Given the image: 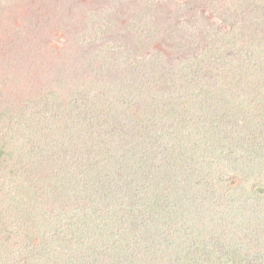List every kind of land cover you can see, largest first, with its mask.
I'll return each mask as SVG.
<instances>
[{
	"label": "rangeland",
	"instance_id": "1",
	"mask_svg": "<svg viewBox=\"0 0 264 264\" xmlns=\"http://www.w3.org/2000/svg\"><path fill=\"white\" fill-rule=\"evenodd\" d=\"M229 7L228 0H0V264H61L54 257L45 260V253L38 247L32 249L26 244L25 240L32 246L43 244L45 234L41 228L31 234L28 230L33 228L13 229L14 222L30 209L22 203L20 211L14 213L17 205L14 191L21 183L26 187L35 185L30 169L44 165L50 147L65 150L67 142L81 133H89L99 142L100 152H95V155H99L98 160L102 163L114 156L110 153L111 148L125 146L129 156L145 150L138 156L148 164L149 156H160L166 150L175 149H164L171 145L175 137L181 140L186 137L181 133V126L184 122H192L190 113L196 109L178 107L175 103L180 101V95L165 96L163 91L169 93L168 87L171 88L169 85L175 82L173 79L178 75L176 70L180 68L181 61H187L185 54H204V58H200L203 67L208 64L207 56L214 63L217 52H205L199 47L211 43L214 36L220 37L221 32L216 27L223 23L221 16ZM252 16L256 18V15ZM182 26L198 31L189 34ZM260 27V31H264V22ZM256 39L258 42V35ZM231 47L228 45V48ZM122 55L126 57L125 63L119 59ZM135 58L138 61L135 71L141 62L148 65L157 62L154 68L155 71L161 70L160 73L153 77L154 80H143L136 75L123 79L124 75H128L124 68ZM210 65L206 72L199 74L201 77L207 72L211 76ZM88 71L93 73L90 75ZM76 73V82L91 87L92 91H82L80 86L76 96L70 97L69 92L74 88L71 80ZM150 74L146 72L147 76ZM100 87H103L102 92H97ZM51 90L54 91V98L59 94L67 103L62 115L57 117L53 114L57 122L64 121L67 125L60 127L65 131L63 148L53 147L50 142L44 143L43 134L33 129L36 126L32 119L35 116L33 109L39 108L34 109L35 113H45L48 103L44 98L54 101L48 96ZM125 90L131 91L130 94ZM233 91L236 92V89ZM173 92L178 93V88L175 87ZM195 105L192 102L188 106ZM152 106L157 109L154 126L147 124L150 117L139 119ZM16 139L19 142H15ZM127 140L130 145L125 143ZM186 142V146L191 144L189 140ZM196 144L192 147L197 148ZM131 145H136V148L132 147L133 151L130 150ZM150 145L156 147L150 150L152 154L149 153ZM32 155L35 162L26 163ZM214 159L218 170L216 176L223 190L215 182L207 183L203 186L205 191L201 198L196 196L198 199H194L190 195L191 201H188L184 196L180 204L186 211L188 205L185 200L195 204L200 214L199 221L207 212L218 210L221 214L226 204L229 207L234 204L228 195L235 197L239 186L245 187L240 197L249 199L250 195H264V176L258 180L247 178L244 174H240L243 179L234 177V172L243 170L248 162L240 158L238 151L225 140L217 144ZM193 176L199 181L198 175ZM199 178L202 180L204 176ZM190 185L188 180L187 185L181 188L187 193L194 192ZM215 187L229 202L220 199L221 193ZM152 190L153 193L141 194L131 207L133 210L127 211L130 200H124L121 209L112 211L111 227L101 234L106 246L109 247L114 240L139 234L141 228L150 227L152 219L159 223L158 226H151L153 233H157L153 235L155 243L162 239L160 235L177 234V225L185 220H168L166 210L169 211L170 191L162 186H153ZM48 204L51 208H44L45 216L52 218L58 208ZM57 205H61L60 202ZM103 206L109 212L110 208ZM72 209V205L67 207V211ZM204 226L205 222H200L199 231L193 234L195 246L200 250L194 264H200L205 257L207 260L209 257L200 241V238L208 237L207 232L202 230ZM99 227L83 229L89 231L92 228L88 232L91 244H101L97 240ZM154 242L149 243V250L153 249ZM109 250L112 253L111 248L102 247L99 256L94 253L99 264L111 255ZM76 254L80 260V254ZM86 257L84 263L90 264ZM161 263L164 264L162 260Z\"/></svg>",
	"mask_w": 264,
	"mask_h": 264
},
{
	"label": "trees",
	"instance_id": "2",
	"mask_svg": "<svg viewBox=\"0 0 264 264\" xmlns=\"http://www.w3.org/2000/svg\"><path fill=\"white\" fill-rule=\"evenodd\" d=\"M233 1L235 0H228L230 7L226 8L221 16L223 23L220 24L224 25L218 24L216 27V30L221 32L220 37L214 36L215 39L211 43L199 47L205 49V52H217V55L214 54V63L212 64L207 56L205 59L208 64L203 67V60L200 58H204V54H185L187 61H181L180 68L176 70L178 75L173 79L175 82L169 85L171 88L168 87L169 93L163 91L165 96L180 95V101L175 103L178 107L181 105L188 110L196 109L190 113V116H193L192 122L183 121L185 124L181 126V133L186 137L183 140L175 137L171 145L164 147L175 149L166 150L160 156H149V162L146 164L145 159L141 161L138 156L145 150L135 154L133 152L129 156L125 146L114 147L110 149L114 156L102 163L98 160L99 155H95V152H100L97 138H93V134L81 133L67 142L65 150H53L50 147L44 165L36 169L31 167V174L36 183L31 187L22 183L18 185L14 191L17 203L14 213L20 211L22 203L30 209L14 222L13 229L33 228L28 230L31 234L41 228L45 234L41 246H32L28 240L25 242L32 249L38 247L45 253V260L54 257L59 259L61 264H85L84 259L88 256L90 264H99L96 255H100L102 247H107L112 249V253L109 250L111 255L100 264H162L161 260L164 264H194L195 256L200 250L195 246L193 234L199 231L200 222H205L202 230L207 232L208 237L198 238L209 257L208 260L205 257L200 264H264V195H250L249 199L240 197L245 187L239 186L235 197L228 195L234 204L230 207L226 204L225 208L221 209V214L218 210L207 212L201 221L195 204L191 205L185 200L188 211L180 207L184 196L188 201H191L190 195H193L194 199L196 196L201 198L202 192L205 191L204 184L215 182V185L223 190L216 176L218 170L214 159L216 146L222 140L235 148L238 156L248 162L243 170L234 172L235 178L243 179L240 174L254 180L264 176V31H260V25L264 22V0H238L231 6ZM252 15H256V18ZM183 28L188 33L198 31L194 28ZM184 44L186 46L185 41ZM228 45L232 47L228 48ZM119 59L126 62L123 55ZM137 63L136 58L130 60L129 66L124 68L128 75H124L123 79L136 75V78L141 77L143 80H154L153 77L161 71H155L157 62H150L149 65L141 62L135 71ZM209 65L211 76L207 72L201 77L199 74L206 72ZM146 72L151 74L147 76ZM88 73L91 75L93 72ZM76 80L77 73L72 76L71 84L74 88L72 93L69 92L70 97L76 96L80 86L82 91H92L91 87L80 85ZM175 87L178 88V93L173 92ZM102 90L103 87H100L97 92ZM125 92L130 94L131 91ZM53 93L51 90L48 96L54 101L48 97L44 98L48 103L45 113H35L34 109L39 108L33 109L35 116H32V119L36 125L33 129H38L37 132L43 134L44 143L50 142L53 147L63 148L62 138L65 131L60 127L67 125H64V121L57 122L55 116L63 114L62 110L66 109L67 103L62 101L59 94L54 98ZM192 102L197 105L188 106ZM143 115L139 116V119L150 117L147 124L153 125L154 116L157 115L156 107H150ZM60 119L62 120V117ZM17 139L15 142H19ZM187 140L191 143L189 146H186ZM125 143L131 144L128 140ZM125 143L123 142L124 145ZM195 143L197 148L192 147ZM132 147L134 145L130 147L133 151ZM148 147L149 153L152 154L150 150L156 147ZM33 157L32 155L27 158L26 163H34ZM22 175L25 178V171ZM193 175H198L199 181ZM200 176L204 178L201 180ZM188 180L194 192L187 193L181 188L187 185ZM153 186L165 187L171 193V200L167 204L169 211L166 210L168 220H185L183 224L177 225V234L160 235L162 239L155 243L153 235L157 233H153L151 226H158L159 223L152 219L150 227L141 228L139 234L114 240L109 247L106 246L101 240V234L111 227L112 211L121 209L124 200H130L127 211L133 210L131 207L140 199L141 194L153 193ZM218 192L221 193L219 190ZM220 199L229 202L222 193ZM56 201L61 205L58 206ZM48 203L53 204V208H58L52 218L45 216L44 208L49 206ZM63 203L66 204L65 207ZM71 205L74 209L67 211V207ZM103 205L110 208L109 212ZM98 225L101 227L98 229L100 236L97 240L99 243L101 241V244H91V234L88 232L92 231V228H89V231L83 229ZM152 241L154 247L149 250L148 246ZM76 253L80 254V260Z\"/></svg>",
	"mask_w": 264,
	"mask_h": 264
}]
</instances>
